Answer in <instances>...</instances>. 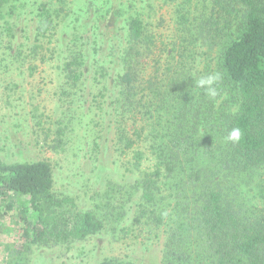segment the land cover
Returning a JSON list of instances; mask_svg holds the SVG:
<instances>
[{
    "label": "trees",
    "instance_id": "obj_1",
    "mask_svg": "<svg viewBox=\"0 0 264 264\" xmlns=\"http://www.w3.org/2000/svg\"><path fill=\"white\" fill-rule=\"evenodd\" d=\"M13 1L0 0V7ZM184 4L177 10V24L192 38L186 44L199 41L198 30L208 49L218 52L211 73L221 76L216 99L226 94L235 109L212 123L216 99L196 87L202 76L188 48L177 54L174 47L165 65L158 59L154 74L147 76L144 60L155 38L134 16L112 98L117 143L135 155L141 216L156 226L165 224L163 264H264V208L252 203L253 198L264 200V179L251 190L252 199L242 193L264 170V0H197L194 10L189 6L193 0ZM42 17L38 38L52 24L49 15ZM83 64L76 54L65 63L73 86L83 75ZM233 128L241 131L235 143L227 139ZM143 160L152 162V169H142ZM54 184L48 161L0 159V194L15 195L21 219L31 220L30 245L84 241L99 234L103 222L92 212L77 211L73 199L57 197Z\"/></svg>",
    "mask_w": 264,
    "mask_h": 264
},
{
    "label": "rangeland",
    "instance_id": "obj_2",
    "mask_svg": "<svg viewBox=\"0 0 264 264\" xmlns=\"http://www.w3.org/2000/svg\"><path fill=\"white\" fill-rule=\"evenodd\" d=\"M181 5L184 0H15L0 7V159L48 161L56 196L73 199L77 211L92 212L104 224L84 241L32 246L31 220L21 219L15 195L0 194V264H163L166 227L141 216L135 187L141 176L132 170L135 155L117 143L112 98L134 16L155 38L144 60L147 76L158 59L165 65L174 47L177 54L192 51L200 77L217 68L218 52L208 49L198 30L199 41L186 44L192 38L177 24ZM189 6L194 10L197 0ZM43 14L52 24L38 38ZM75 54L84 62L77 86L64 72ZM228 102L226 94L216 99L214 125L235 109ZM152 167L148 161L142 165ZM259 174L252 187L242 189L246 199L264 179V170ZM252 203L264 208V200Z\"/></svg>",
    "mask_w": 264,
    "mask_h": 264
},
{
    "label": "clouds",
    "instance_id": "obj_3",
    "mask_svg": "<svg viewBox=\"0 0 264 264\" xmlns=\"http://www.w3.org/2000/svg\"><path fill=\"white\" fill-rule=\"evenodd\" d=\"M221 76L219 73L210 74L202 76L198 79L195 84L196 87L204 90L205 95L212 101H215L216 97L219 95L217 88L218 82L220 81ZM241 137V131L239 128H233L227 139L233 143L238 142Z\"/></svg>",
    "mask_w": 264,
    "mask_h": 264
}]
</instances>
